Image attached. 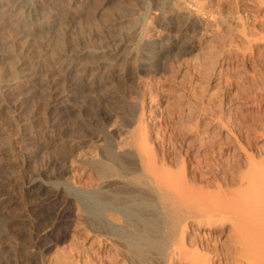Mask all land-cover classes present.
<instances>
[{
  "label": "rangeland",
  "instance_id": "374dc122",
  "mask_svg": "<svg viewBox=\"0 0 264 264\" xmlns=\"http://www.w3.org/2000/svg\"><path fill=\"white\" fill-rule=\"evenodd\" d=\"M35 1H37L42 9L54 14V17L65 20V22L67 21L70 24V34L63 40L61 37L59 41L60 44L57 46L61 48L60 50L62 53L67 52V50L74 45L83 46L89 50L99 49L110 43L108 36L111 33L120 32L124 36L133 39V37L136 36L137 29H139L138 27H140L143 22L146 27L143 40L156 38L158 34L161 33L154 16L155 0ZM166 14H171L167 8ZM236 27L237 26H235L232 21L226 18L225 25L218 29V37L212 41L213 43L210 50L206 53H198L195 57V60L198 59L197 62L192 63L190 60L181 59L182 61L180 60L176 64V62L173 61L167 64V69L165 68L166 71L162 72L163 74L143 75L140 78L142 81L141 87L143 85L144 87L142 88L146 91V93H144L146 96L142 105H146L144 106L146 109L144 108L143 110L144 115L142 114L144 117L142 122L145 121L142 125L145 123L143 126L145 128L148 125L149 130L147 129L146 131L149 135H147L149 138L152 137L151 139L157 140V142H152L155 143V146H158L157 148L159 150L155 147L156 150L158 152L164 149L166 150H164V155L167 157L165 158L167 164L164 167H168L167 169L171 167V171L175 166L176 168L173 171H176V169H180L181 171L182 168V171L186 169L187 178L189 180L191 178V181L193 179L192 177L198 182L204 181V188L207 189L206 191L215 189L218 184L223 185L224 188L227 187L231 170V156L234 147L236 148L238 143L235 139L237 141L242 140L246 147L252 152L257 153L258 156L264 151V67L261 65L262 58L264 57V43H261L260 47L255 50L252 58L246 56L242 57V54H238V57L234 54V56L228 57L229 45L225 40L230 34L235 32ZM198 30L199 29L195 26H191L188 29V37L196 35ZM12 33L20 35L18 30ZM13 47L19 49L21 45L18 43L14 44ZM129 47L130 46H128V48ZM40 54L41 51H36L34 56L39 57ZM195 54L196 52L191 56ZM91 58L92 57H88L87 59ZM110 61L112 63L107 68L115 69L116 71L119 67L118 62L113 59L112 56L110 57ZM178 64L180 65V69H186V72L188 71L189 73L183 78L184 80H180L179 73L176 71L178 70L177 67H179ZM48 67H50L48 73L53 78H58L53 67L50 65ZM5 70L6 67L4 66L0 68V76L4 74ZM202 72L203 74L205 73V76L201 75ZM250 84L260 85L261 87L260 89H257L256 86L252 88ZM119 86L122 87V83H120ZM145 88L147 90H145ZM80 93L81 92L76 91L73 95H65L64 92H62V94H51L49 91L41 89L31 83L17 82L6 92L4 97L0 98V189L6 190L9 193V199L14 201L11 206L12 208L9 207L6 212L0 209V264H113L112 258H114V264H121L124 260L121 255V257H117L116 255L119 253V251H117L120 248H118V245H115L117 248H114L115 246L112 247V242L107 240L105 235H99L98 232L92 230L89 222L85 223V217L88 216V213L85 212L86 209L90 214V217H87V221L90 219V222L92 221L93 223L94 220L96 223L94 225L105 223L104 225L106 226L107 223L104 220L106 217L111 220L113 219L112 221H114V217L115 220L117 218L121 220L123 217L121 215L120 218L119 213L118 217L117 215H112V210L109 211L105 209V206L108 205L103 204L104 206L102 207L99 203V206H97L98 200L94 203L97 204L96 206L98 208L92 205L89 206L90 204L87 205L88 203L93 204V199L99 197L98 194L102 192L97 186V181L101 179L95 177L96 169L88 167V164L89 166L92 165L88 160H86L87 164L84 163V159H89V156H91V159L94 157L95 160V158H98V155L99 158L103 160V156L101 157V155H105L106 153V148L103 150L106 144L108 146L107 149L109 147L113 148V145H111L113 144V140L116 142L115 140L118 139L117 141L119 142L121 140L119 137L121 138L124 130L127 134L126 128L130 130L129 128H134L137 125L135 123H137L139 119H135L138 118V116L142 117L140 116L141 113L138 114L141 107L139 110L135 108L134 111L133 107V110L132 108L130 109L131 106L127 107L132 105L130 102H125L127 105L123 102V105L120 102L121 99L117 97L102 96L100 99H95L96 97L94 98V96ZM118 100L119 102H117ZM130 101H132V99ZM119 104L127 108L123 109L124 107ZM72 105L79 107L80 111H78V108V110H72ZM98 108L105 109L110 114L112 113V120L108 122L110 125L107 123H100L103 121H99L100 119L96 116ZM130 110L131 112L134 111V114H138V116L136 117L133 113H129ZM125 114H127V116ZM131 114L134 118L136 117L134 120L132 119L133 122L127 120L131 119ZM131 122L135 123L130 126ZM222 122L225 125H222ZM89 124H91L92 128ZM103 130H105L107 134ZM104 135L106 137L108 136V138L103 137ZM99 136L102 137L101 139L103 141L107 140L106 144L98 139L100 138ZM117 136L118 138H116ZM159 138H163L162 143ZM204 138L210 139L205 142ZM201 140L205 145L208 143L210 146L202 147ZM199 141H201V147H199ZM209 141H211V143ZM158 142H160L162 147H159L160 144H158ZM247 142L249 144H247ZM28 152H30V158L28 157L27 159L25 155ZM160 152L159 154H161V156L159 155V157H162L163 151ZM127 154L128 153H126V155ZM126 157L124 158L125 160H130L131 158L130 156V158ZM62 159L63 161H61ZM131 159L130 162H137L135 158L132 157ZM98 160L99 159L96 161ZM133 160H135V162ZM128 161L126 164L130 165L131 163L129 164ZM182 161L186 162V164ZM180 162L184 163L183 167H181ZM80 163H83V166ZM133 163L130 167L125 165V169L130 171V174L132 172L134 174L133 176H135V173L138 174V167L136 163L135 165ZM86 166L88 168H86ZM135 166L136 168L134 169ZM64 167L65 169H63ZM123 167L119 166L117 168V174L118 171H120L118 175H121V173L124 174L126 171L124 169V172H122L123 169L120 168ZM132 168L137 172L131 171ZM61 169H63V175L60 174L61 177H59L58 174ZM90 171H93V174H91ZM128 171L124 174L125 177L122 174L121 176H117V178H126V174H129ZM89 173L91 175H89ZM130 174L128 177L130 178L131 176V178L134 179L132 174ZM92 175L94 179L97 178L100 180H94L92 177H89ZM88 177L89 179L91 178L90 182ZM109 177L110 176H108V178ZM31 178H36L41 181L46 180L50 186L54 185V188L59 185V190L63 191L65 195H67L66 193L68 191V194L71 193L70 195L73 196L70 203L73 222L68 225L69 228L66 227V230L71 229L62 235L64 238L60 240L54 239L53 245L49 248L44 247L45 245L43 244L53 239L51 236L59 237L60 233L64 232L65 229L63 227L59 228L58 224L56 225L57 227L55 226L54 220L51 219L53 216H47L49 214L51 215V213L48 212V208L43 210V212H45H42L43 216L39 221L30 217V203H32L34 197L32 194L28 195L24 192V185H27ZM122 179L118 180L121 187H124L122 186L123 183L133 185V182L131 183L127 179ZM120 181H123V183ZM87 183L91 186L89 189L93 187L91 192L94 193L95 196L89 192V189L87 190ZM134 183L137 184L136 182ZM84 185L86 187L85 190L89 192H87V194L91 193V199L90 196L87 194L85 195L86 191H83ZM131 185L129 188L134 186ZM94 188H96V190H94ZM127 188L125 187L123 189ZM51 189L54 191L53 188ZM132 189L134 190V188ZM134 191L135 193L137 192L136 188ZM142 194L145 196L150 195L145 191ZM83 195H85L86 198ZM87 197H89V199ZM141 198L143 199L144 197L140 196V199ZM87 199L88 203L84 204ZM134 199H136L135 201L138 199V204L140 205L145 202L144 200L142 202V199L140 202L139 196L138 198H133V201ZM144 199L147 201V207L145 204L142 206L147 208L145 209L143 207L145 210H148L147 212H149L150 216L152 212L153 218L160 215L162 219H165L162 221L164 224L161 222L162 219H159L160 222L158 223H162L161 225L155 222L157 218H152L151 220V223H154V225L151 224L153 225V229L156 225H159L158 227L164 226H162L163 229L160 227L162 230L157 229L158 227L155 228L158 232L154 231L156 233L154 236L151 234L153 229L151 230V237H155V239H152L154 240L152 241V249H154L155 246H163L158 249L155 247L156 250L151 249L152 254L150 253L151 257L149 256V258L153 262H150V259L148 261L150 264H166L165 247L171 236L168 231V229L170 230L168 225L169 222L166 216H163L162 213L160 214L158 209L160 205L157 206L158 203L155 204V200H153V203V201L148 200V198ZM122 200L121 203L123 202L124 204L119 203L120 201L118 202L122 206L126 205V201V203L128 202L131 204V208H133V204H136L134 205L135 209L141 207L137 205L138 201L132 202L131 198L126 197ZM149 201L153 205H150ZM118 203H116V206L119 205ZM121 205L119 206L122 207ZM92 209L94 211H92ZM100 209L103 210L105 214ZM90 210L92 213L97 211L95 213L96 215H93ZM10 215L17 220H13V218L11 220ZM91 215L94 216L93 220ZM26 217L27 219H25ZM30 220L33 222L31 223ZM116 221L119 225L123 224V219L121 223L119 220ZM117 222L114 224L115 226L118 225ZM84 224H88L90 228H86L87 226ZM165 224H167V227ZM104 225L102 226L104 227ZM195 225L196 224H193L192 221L189 222L186 229L188 235L194 236L198 232H201V230L202 232L206 230L209 231L207 226L197 229V225ZM228 225V222L224 224V227L226 226L224 233H222L224 235H221L222 237H220L218 242V244L221 243L220 247L224 249L226 248L225 243H227L228 240L226 234L228 232ZM123 226L125 225H120V227L117 226L116 228L119 227L118 230L120 231V228H125ZM105 228L107 229L108 227L106 226L104 229ZM110 228L114 229L112 226H109L108 230ZM159 230L161 231L160 233ZM121 231H124V229ZM167 231L170 236L167 234ZM49 234H51V236H49ZM153 245L155 246L153 247ZM161 248H165L164 254L161 252L163 251ZM159 249H161L160 252ZM115 251L117 252L115 253ZM113 255H115V257H113ZM152 255L154 257H152ZM88 257H92V259ZM152 258H154V260ZM225 260H217L218 263L215 262V264H224L226 263ZM100 261L103 262L100 263ZM115 261L117 263H115ZM125 264H127V262Z\"/></svg>",
  "mask_w": 264,
  "mask_h": 264
},
{
  "label": "bare ground",
  "instance_id": "6f19581e",
  "mask_svg": "<svg viewBox=\"0 0 264 264\" xmlns=\"http://www.w3.org/2000/svg\"><path fill=\"white\" fill-rule=\"evenodd\" d=\"M154 5L155 20L161 31L156 38L143 40V34L146 30L143 22L142 25L138 27L139 29H137L138 31L133 39L124 36L120 32L111 33L108 36L110 43L99 49L89 50L83 46L74 45L69 48L67 52L62 53L60 50L61 48L57 46L60 44V38L62 37L61 39L63 40L71 32V26L67 21L65 22V20L54 17V14L42 9L35 0H0V68L2 66L6 67L4 74L0 76V98L4 97L6 92L17 82H26L49 91L51 94H62V92H64L65 95H73L74 92L78 91L83 94L86 93L87 95L94 96V98L96 97L95 99H100L102 96L117 97L122 100H120L122 104L123 102H130L132 105L127 107L131 106L130 109L133 107L134 111L135 108L139 110L141 107V112L138 111V114L141 113L140 116L143 117V110L146 105H142L146 96L144 95L146 91L142 88L144 87L143 85L141 87V76L157 73L161 74L166 71L165 68L167 69V64L173 61L176 62V64L181 59L190 60L192 63L197 62L198 59L195 60V57L198 53H206L210 50L213 43L212 41L218 37V29L225 25L226 18L237 26L235 32L230 34L225 40L229 45L228 57H232L233 54L238 57V54H242V57L246 56L252 58L255 50L260 47L261 43H264V0H155ZM166 8L171 13L170 15L166 14ZM191 26L198 28L199 30L197 32L199 34L197 33L196 35L188 37V29ZM17 30L20 35L12 33ZM18 43L21 45V48H14V44ZM128 46L130 47L128 48ZM36 51H41L39 57L34 56ZM195 52L196 54L191 56ZM111 56L119 64L116 71L115 69L109 68V70L107 68L112 63L110 61ZM88 57L92 58L87 59ZM49 65L53 67L58 78H53L48 73V69H50V67H48ZM261 65L264 67V57L262 58ZM178 66V70L176 71L179 73L180 80H184L183 78H185L188 71L186 72V69H180L179 64ZM204 74L202 72L201 75L205 76ZM120 83H122V87L119 86ZM250 86L252 88L256 86L257 89L261 87L256 84H250ZM145 90L147 89L145 88ZM131 99L132 101H130ZM117 102H119V100ZM123 105L120 106L126 109L127 107ZM77 108L79 109V107L73 106L72 110H76ZM78 111H80V109ZM134 111L131 112L130 110L129 113L131 112L134 114ZM111 114L102 108H98L96 111V116L100 119L99 121H103L100 123L104 124H109L108 122L112 120L113 116ZM138 114H134V116L137 117ZM125 115L127 116V114ZM134 116L127 120H134L136 118H134ZM142 117L138 116V118L135 119L139 120L137 123H135L136 121L134 122L137 124L134 128L131 127L132 129L129 128L130 130L126 128L127 134L124 130V135H120L121 138L119 137V139L121 140L119 142L117 141L118 139L115 140L116 142L113 140V144H111L113 148L109 147L107 149V140L103 141L101 139L102 137L99 136L100 138L98 139L106 144V146L104 145L105 147L103 146V150L106 148V153L104 152L105 155H101L102 153L100 154L101 157L105 156V160L103 157V160H101L98 155V161H96V158L94 160L93 156V159H91V156H89V159H84V163L88 160L92 165L89 166L88 164V167L96 169L95 177L101 179L95 178L100 180L97 181L98 185H96L102 192L99 194L97 192L99 197H96V199H93L92 195V199L94 200L93 204L98 200V205L88 203L89 197H87L88 199L84 204L88 203L87 205L90 204L89 206L92 205L93 207L96 205L99 206V203L102 207L108 205L105 206V209L109 211L112 210V215L114 214V216L117 215L118 217L119 213L120 218L122 215L123 224L120 225H125L123 226L125 227L123 228L124 231H121L123 230L122 228H120V231L118 230L120 225L116 221L119 220L121 223L122 219L120 220L117 218L115 220L114 216L112 217H114L115 222L112 221L113 219L111 220L107 217V219H104L107 223L106 226L108 228L112 226L114 229H104V227H106L104 225L105 223L94 225L96 223L93 220V215L98 211L97 209H95L97 210L95 213H92L90 210L93 214L91 215L93 223L92 221L90 222V219L87 221V217H90V214L87 209L85 210V212L88 213V216L85 213L87 216L85 217L86 221L84 220L85 223L89 222L92 230L98 232L99 235H105L107 240L112 242V247L115 245H118V248L120 247L118 250L116 249L119 251L116 255L117 257L120 255L123 257V264L126 262L127 264H148L149 261H152L149 258V256L151 257V251L156 250L155 247H157L153 245V247H155L152 249V241H154L152 239H155V237H151V234L154 236V234H156L154 231L161 228L163 229V225V227L160 226L161 228L158 226L165 220L162 219L160 215H157L154 218H157L158 221L156 219L155 222L158 223L160 222L159 219H162V223H158L159 225L154 226L155 228L158 227L157 229L152 228L154 225V223H151L153 218L152 210L150 211L151 216L149 212H147L148 210H145L147 209L145 208V206L147 207V201L144 198H148V200H155V204L158 203L157 206L160 205L161 209L158 206L160 214L162 213L163 216H166L169 222L166 221L169 225L170 230L168 229V231L171 236L167 231L170 238L169 240L167 238L166 247L164 246L166 248H164L166 250V264H215L217 260L219 261L221 259H226V263L224 264H264V151L258 156L257 153L249 150L242 140L239 139L242 141L240 142L235 139L238 143L237 147H234L231 156V170L227 187L224 188L223 185L218 184L215 189L206 191L207 189L204 188L205 182H198L194 177H192V181L191 178L189 180L186 175V169L182 171V168L181 171L180 169L173 171L176 168L175 166L171 171V167H169V169H167L168 167H164L167 164L165 159L167 157L164 155L165 149L162 150V157H159V155L161 156V154H159L160 151L158 152L156 150L158 146L152 143L153 141L157 142V140L151 139V136V138H149V133L146 131L148 125L146 124V128L143 127L145 123L144 125H142V123L145 120L142 122L144 119V117ZM132 122L130 126L134 124ZM89 125L91 126V124ZM222 125L225 124L222 122ZM103 131L105 132V130ZM103 137L108 138V136L106 137L105 135ZM116 138H118V136ZM208 139H205V142H207ZM160 140L162 143L163 138ZM201 141H199V145ZM212 141L215 142L214 140ZM209 142L211 143V141ZM158 144H160V142H158ZM247 144L249 143L247 142ZM160 146L161 144L159 147ZM203 146L209 147L210 145H208V143L205 145L202 141V147ZM199 147H201V145ZM126 153L128 154L126 155ZM29 154L30 152L25 155V158H30ZM125 155L128 158L133 157L137 160V162H135V160L133 161L138 167V174L135 173V176H133L134 174L131 172L134 179L130 176L132 180L137 181H132L128 177L130 171L125 169V167H130L133 162H130V160H132L131 158L130 160L126 159L127 161L129 160V164L131 163L127 165V161L124 159L126 157ZM61 161H63V159ZM182 162H180L181 167L184 166V163L186 164V162ZM135 163L133 164L135 165ZM80 164L83 166V163ZM87 166L86 168H88ZM119 166H124L120 168L123 169V171L121 170L122 172H124V169L126 170L124 174L127 171L129 172V174L127 173L128 175L126 174V178H119L122 180L127 179L131 183L133 182L132 184L134 186L130 184L133 187L129 188L130 185L128 183L124 184L123 181H120L123 183L122 186H124L121 187L118 181L121 179L117 178V176H121L123 173L118 175L120 174V171H118L117 174V168ZM135 168L136 166L134 169ZM63 169H65V167ZM63 169H61L60 173L58 172L59 177L63 175ZM134 169L132 168L131 171L134 172ZM93 171H90L91 174H93ZM91 174L89 173V175ZM108 176L110 177L108 178ZM89 177L93 178L94 176L92 175ZM90 180L91 178L89 182ZM87 185L86 187L88 190L91 186ZM53 186L54 185L50 186L46 180L41 181L36 178L29 179V183L24 185V192L28 195L32 194L34 197L32 203H30V217L39 221L43 216V210L48 208V212H50L51 215H47V211L46 215L48 217L53 216V218H50L54 220L55 226L58 224L59 228L63 227L65 229L64 232L60 233L59 237L51 236L53 233L49 234L53 239L43 244L45 245L44 247L47 248L52 246L56 239L60 240L64 238L62 235L71 229L66 230V227L73 222L71 215L72 210L70 208L73 196L70 195L71 193L68 194V191L67 193L65 191L67 194L65 195L63 191L59 190V185H57L56 188ZM86 187L84 185V192L86 191ZM125 187L129 189H123ZM51 188H53L54 191ZM96 188H94V190H96ZM132 188H134V190L136 188L137 192L135 193ZM92 189H89V192H91ZM144 191L150 195L145 196L142 194ZM87 192L88 191L85 192V195ZM91 193L87 195L90 196ZM138 196L139 199L140 196L144 197L141 199L142 202L143 200L145 201L142 203V205L145 204V206H142L138 204V199V202L134 199L137 205L142 207H140L141 209H135L134 205L136 204H133V208H131V204L128 202L126 203L125 200L126 205H121L123 203H121V201H123L122 199L127 197L131 198V201L134 202L133 198H138ZM13 203L14 201L9 199V193L6 190L0 189V209L6 212ZM116 203L122 207L119 205H117L119 206L117 207ZM84 204L83 206L85 208ZM150 205L153 204L150 203ZM97 206L95 208H98ZM93 209L92 211H94ZM101 211L103 212V210ZM103 213L105 214V212ZM12 218L13 216L11 220ZM25 219H27V217ZM13 220L17 219L13 218ZM191 221L193 224L197 225H195L197 229L207 226L209 231L206 230L202 232L201 230V232H198L194 236L188 235L186 229ZM32 222L33 221H31V223ZM113 222L114 224L117 222V226L119 227L116 228L117 226H115ZM226 222H228L229 225L228 232L226 233L228 240L227 243H225V252V249L220 247L221 243L218 244V242L220 237H222L221 235H224L222 233H224L226 227H224V224H226ZM89 225L87 224L86 228H90ZM102 225H104V227ZM166 225L167 224H165V226ZM152 229L153 233L151 232ZM160 232L159 230V233ZM159 247H157V249ZM114 248H117V246ZM161 249L163 251H161ZM161 249H159V252L161 251L164 254V249ZM117 251H115V253ZM113 257H115V255H113ZM152 257L154 256L152 255ZM88 258L92 259V257ZM152 259L154 260V258ZM102 262L100 261V263ZM112 263L114 264V258H112ZM115 263L117 262L115 261Z\"/></svg>",
  "mask_w": 264,
  "mask_h": 264
}]
</instances>
